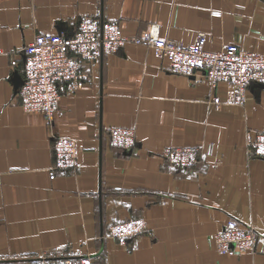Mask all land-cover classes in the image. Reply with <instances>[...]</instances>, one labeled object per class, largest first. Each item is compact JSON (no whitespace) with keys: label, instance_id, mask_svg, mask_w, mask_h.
<instances>
[{"label":"crops","instance_id":"0c3cea01","mask_svg":"<svg viewBox=\"0 0 264 264\" xmlns=\"http://www.w3.org/2000/svg\"><path fill=\"white\" fill-rule=\"evenodd\" d=\"M84 14L116 20L123 36L189 44L203 33L207 50L264 54V0H0V264L76 253L102 264H264V158L245 144L264 129V87L249 84L243 105L231 103L225 82L170 72L149 45L128 41L84 65V84L60 97L51 123L21 107L24 45L73 32ZM109 126L133 128V147L112 146ZM55 135L76 140L78 166L50 177ZM167 146L202 151L180 167L161 158ZM130 217L148 230L125 244L107 235ZM230 217L258 232L253 249L216 250Z\"/></svg>","mask_w":264,"mask_h":264},{"label":"built area","instance_id":"2783aa9c","mask_svg":"<svg viewBox=\"0 0 264 264\" xmlns=\"http://www.w3.org/2000/svg\"><path fill=\"white\" fill-rule=\"evenodd\" d=\"M128 41L149 45L156 57L168 61L170 72L203 76L212 87L225 82L231 93L230 102L237 105L244 103L249 84H264V54L246 51L235 43H228L220 50H207L203 33L189 44L162 38L155 32L123 36L116 20L84 14L77 20L73 32L36 33L24 45L22 83L16 90L19 104L27 112L42 114L46 123H51L60 97L74 93L84 84V65L95 62L102 52L114 51ZM209 101L220 103L215 95ZM106 134L112 146L122 150L133 147L135 132L131 127L109 126ZM52 140L54 159L49 167L50 177H54L55 170L78 166L76 140L65 135H55ZM245 144L250 155L264 158V129L247 131ZM201 151L199 146H167L160 156L169 164L190 167L198 162ZM203 151L210 154L211 144ZM147 230L142 217H130L112 222L107 235L125 244L129 238ZM214 240L219 253L231 254L253 249L258 232L249 224L230 217L215 233ZM47 264L102 263L98 256L76 253L50 259Z\"/></svg>","mask_w":264,"mask_h":264},{"label":"water","instance_id":"95a60500","mask_svg":"<svg viewBox=\"0 0 264 264\" xmlns=\"http://www.w3.org/2000/svg\"><path fill=\"white\" fill-rule=\"evenodd\" d=\"M22 83V78H20L18 81H16V90L18 89V87L21 85ZM256 85L264 87L263 83H257Z\"/></svg>","mask_w":264,"mask_h":264},{"label":"rangeland","instance_id":"374dc122","mask_svg":"<svg viewBox=\"0 0 264 264\" xmlns=\"http://www.w3.org/2000/svg\"><path fill=\"white\" fill-rule=\"evenodd\" d=\"M243 105V104H242Z\"/></svg>","mask_w":264,"mask_h":264}]
</instances>
